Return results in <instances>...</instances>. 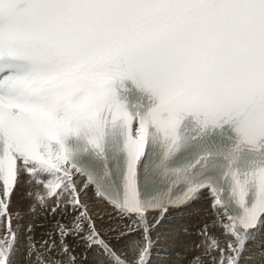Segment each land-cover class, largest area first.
<instances>
[{
    "label": "snow or ice",
    "instance_id": "6c2138e0",
    "mask_svg": "<svg viewBox=\"0 0 264 264\" xmlns=\"http://www.w3.org/2000/svg\"><path fill=\"white\" fill-rule=\"evenodd\" d=\"M205 201L192 264L264 258V0H0V264H166Z\"/></svg>",
    "mask_w": 264,
    "mask_h": 264
},
{
    "label": "bare ground",
    "instance_id": "6f19581e",
    "mask_svg": "<svg viewBox=\"0 0 264 264\" xmlns=\"http://www.w3.org/2000/svg\"><path fill=\"white\" fill-rule=\"evenodd\" d=\"M37 192L43 193V187L35 183H22L19 191L14 194L11 207L13 225L15 226L18 222H22L25 226H35V239L37 242H42L43 239L48 238L47 233L55 231L57 223L67 224L71 217L56 214L55 218H53L52 213L43 211L36 200ZM88 196L92 214L96 218L98 226L105 232L110 227V219L115 220L116 223H125L124 221H119L112 207L107 202L97 199L92 190L89 191ZM33 206H35L34 211L31 210ZM196 207L197 210L180 218L183 221L181 224H169L162 229L164 231L174 228L180 231L177 239L169 241L171 246L167 249L166 264H192L194 257L200 254V249L198 248V245H201L200 232L205 224L209 225L213 234L220 236V229L213 224V213L208 207L207 201ZM17 213L23 217L22 221H18ZM0 235H3L2 227H0ZM220 239L223 242L224 238L222 236H220ZM259 240H264V235L259 237ZM252 248L256 264H264V258L261 256V250L258 245H253ZM24 259L23 255L18 257L21 262Z\"/></svg>",
    "mask_w": 264,
    "mask_h": 264
},
{
    "label": "rangeland",
    "instance_id": "374dc122",
    "mask_svg": "<svg viewBox=\"0 0 264 264\" xmlns=\"http://www.w3.org/2000/svg\"><path fill=\"white\" fill-rule=\"evenodd\" d=\"M42 236V235H41ZM44 240V239H43ZM66 259V258H65Z\"/></svg>",
    "mask_w": 264,
    "mask_h": 264
}]
</instances>
